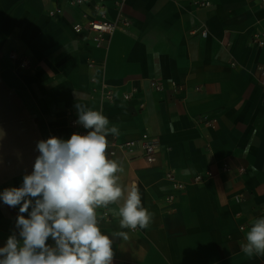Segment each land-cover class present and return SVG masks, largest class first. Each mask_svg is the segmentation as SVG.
<instances>
[{
  "label": "crops",
  "instance_id": "1",
  "mask_svg": "<svg viewBox=\"0 0 264 264\" xmlns=\"http://www.w3.org/2000/svg\"><path fill=\"white\" fill-rule=\"evenodd\" d=\"M208 2L0 0V193L31 174L38 141L75 133L81 103L118 127L110 158L153 214L147 229L114 239L112 264H264L240 247L264 216V11ZM94 20L118 28L96 43ZM144 135L159 142L152 164L120 147ZM122 203L98 209L105 234L127 231ZM18 215L0 199V247L19 239Z\"/></svg>",
  "mask_w": 264,
  "mask_h": 264
},
{
  "label": "clouds",
  "instance_id": "2",
  "mask_svg": "<svg viewBox=\"0 0 264 264\" xmlns=\"http://www.w3.org/2000/svg\"><path fill=\"white\" fill-rule=\"evenodd\" d=\"M75 107L86 134L38 141L31 174L21 187L0 193L4 204L19 206V239L13 234L0 247V264H112L114 239L127 240L129 232L152 223L139 187L123 184L124 167L110 158L108 137L118 136V127L99 110L81 103ZM121 200L115 211L119 228L127 231L105 234L98 209ZM240 247L249 257L264 256V216L250 222Z\"/></svg>",
  "mask_w": 264,
  "mask_h": 264
},
{
  "label": "built area",
  "instance_id": "3",
  "mask_svg": "<svg viewBox=\"0 0 264 264\" xmlns=\"http://www.w3.org/2000/svg\"><path fill=\"white\" fill-rule=\"evenodd\" d=\"M251 1L259 2L261 9L264 11V0H251ZM81 2L82 0H77V3H81ZM200 4L202 6L210 5L208 0H200ZM50 15L54 16V12H50ZM121 22H122V25L124 26H128L130 24L128 19H122ZM117 28L118 26L116 23L105 21V20H94V21L89 22L88 24V29L95 33V36L93 37V41L96 43H100L102 40H104L106 36L113 34L117 30ZM74 30L76 33L81 34L83 32V27L81 24H76L74 26ZM202 36L206 37L207 33L202 32ZM261 37L264 39V33L261 34ZM254 42L260 45H263V42L261 41V39H259V36H256ZM262 75L264 76V71L262 72ZM130 96L131 95H126L125 98L129 99ZM70 124L75 133L86 134V131H85L86 129H84L82 125L77 123V119L75 118L72 119L70 121ZM120 147L124 152H132L134 150H141L144 153V156L147 162L152 164L156 160V154L158 153L159 142L156 138H152L148 135H144L141 142L129 141V142H125L121 144ZM109 154L111 156H114L115 151L111 150ZM199 180H200V177H197L196 181H199ZM174 186L176 189L183 188V185L180 183L174 184Z\"/></svg>",
  "mask_w": 264,
  "mask_h": 264
}]
</instances>
